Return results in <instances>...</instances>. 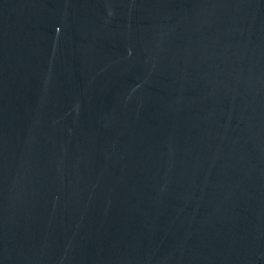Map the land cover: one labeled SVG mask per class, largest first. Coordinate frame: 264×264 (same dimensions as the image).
Masks as SVG:
<instances>
[{"label": "water", "instance_id": "water-1", "mask_svg": "<svg viewBox=\"0 0 264 264\" xmlns=\"http://www.w3.org/2000/svg\"><path fill=\"white\" fill-rule=\"evenodd\" d=\"M0 264H264V0H0Z\"/></svg>", "mask_w": 264, "mask_h": 264}]
</instances>
